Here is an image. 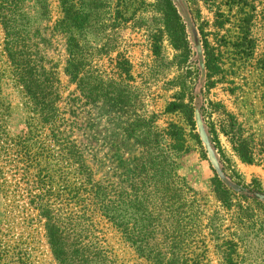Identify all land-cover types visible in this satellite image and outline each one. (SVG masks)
<instances>
[{"label":"rangeland","instance_id":"1","mask_svg":"<svg viewBox=\"0 0 264 264\" xmlns=\"http://www.w3.org/2000/svg\"><path fill=\"white\" fill-rule=\"evenodd\" d=\"M171 1L0 0V264H264V0Z\"/></svg>","mask_w":264,"mask_h":264},{"label":"trees","instance_id":"2","mask_svg":"<svg viewBox=\"0 0 264 264\" xmlns=\"http://www.w3.org/2000/svg\"><path fill=\"white\" fill-rule=\"evenodd\" d=\"M167 8H168V13H169L170 17L174 20H177L178 19L177 9L173 5L171 0H167ZM206 64H208V61H206ZM46 88H47V86L43 85L42 88L36 89V90H31L29 92V96L35 102L33 111L35 113L38 112V113L45 114V118L50 116V114H54V112H55V110L53 109L54 104H46V102H45L46 100H48V91L44 90ZM173 105H174V108L180 107V106L184 107V105H182V104H173ZM171 108H173V106L169 107V109H171ZM184 112H185V114L187 113L188 122L193 128V126L195 125L194 120H193L194 109L192 107H188V108L186 107ZM196 138H197V136H196ZM212 180H213L212 181V183H213L212 189H213V192L215 193V195L217 196V198H219L222 201H227L229 198V193H228V189L223 184L222 180L217 175H215V177ZM39 208H41V207L39 206ZM45 218H46L45 219V237L47 239L50 251H51L54 259L57 261L58 264H75V262L73 261L74 259H73L72 255L69 258L68 254H67V251H69L71 249V247L74 245L73 240H72L73 237H68V236H66V237L64 236V238L61 237L58 234L59 231H58V228L55 227V223L53 222V219L48 218V217H45ZM70 239H71V241H70ZM78 245L79 244H77V246ZM87 260H88V258H87ZM82 261H86V259L84 258V259H82Z\"/></svg>","mask_w":264,"mask_h":264}]
</instances>
